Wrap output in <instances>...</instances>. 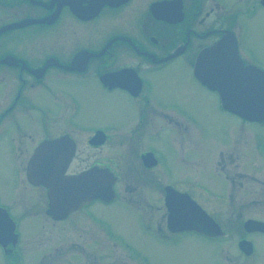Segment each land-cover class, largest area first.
<instances>
[{"label": "flooded vegetation", "instance_id": "af4514ba", "mask_svg": "<svg viewBox=\"0 0 264 264\" xmlns=\"http://www.w3.org/2000/svg\"><path fill=\"white\" fill-rule=\"evenodd\" d=\"M26 19L35 23L22 25ZM111 22L131 25L137 34L107 30ZM261 32L264 0H0V176L6 173L19 179L21 196L16 195V199L21 201L16 203L28 210L33 205L42 206L47 226L40 232L42 254L50 253L55 264L63 262L61 259H67L66 264L98 262V251H103L99 241L104 239L134 260L133 264H148L146 258L136 263L141 249L125 242L107 220L91 212L97 204L106 208L119 201L147 216L150 238L172 242L197 235L212 243H224L220 248L227 264H241L236 255L255 259L253 238L264 236V138L250 145L248 132L235 130L230 141L211 146L199 161L210 181L226 180L231 189L239 185L246 199L245 216L241 215L236 225L232 222L229 230L215 220L222 236H212L196 224L188 230L169 227L170 192L188 195L203 206L192 192V184L188 185L189 179L174 176L171 168L164 166L166 155L157 147H163L177 133L186 148L185 132L198 127L195 113L201 110L216 108L242 124L264 128V122H248L223 109L218 92L196 76L202 54L224 41L234 48L244 66L263 70L264 54L256 46ZM23 48H37V52L26 53ZM82 79L94 81L103 98H113L110 108L103 106V113H107L104 119L116 122L122 114L124 126L86 123L83 118L81 124L78 122L81 96L70 85ZM83 93L91 100L96 97L86 88ZM192 104H196V111L190 109ZM180 154L184 156L183 166L190 163V158ZM79 159L86 165L74 169ZM124 161H128L125 170ZM244 161L248 168L241 166ZM31 164L36 172L62 169L68 177L91 171L94 179L99 175L102 179L111 173L114 197H94L87 204L67 207L61 215L53 216L48 213L45 187L28 179ZM251 164L256 168L249 169ZM118 171L137 177L130 180L133 192L128 202ZM171 176L182 179L181 184L178 186ZM195 184V191L211 193L203 184ZM136 185L145 188L139 190ZM146 191L160 193L162 206L139 199ZM11 207L10 200L0 193V264H25L19 219ZM9 221L15 226L11 235ZM63 222L68 229L62 233L68 239L78 237L75 244H59L62 240L57 230L56 236L50 231V224Z\"/></svg>", "mask_w": 264, "mask_h": 264}, {"label": "rangeland", "instance_id": "374dc122", "mask_svg": "<svg viewBox=\"0 0 264 264\" xmlns=\"http://www.w3.org/2000/svg\"><path fill=\"white\" fill-rule=\"evenodd\" d=\"M119 22L109 23L107 25V30H125L129 33L137 34L136 29L131 25H123ZM257 47L264 54L263 42H264V32H261L257 36ZM24 42H20V45L23 46ZM30 43L26 42V45ZM23 50L28 52H37L36 49ZM92 78V77H90ZM93 79V78H92ZM185 86L187 90L190 86V81L185 78ZM71 89L75 91L78 95L81 96L82 110L79 114L78 122L81 124V118L85 120L86 123L92 124H108L116 123L124 126L122 114L116 119V122H109L108 119H104V116L107 113H103V106L110 108V104L113 100L111 97L103 98L97 91L94 81L90 79H82V82L73 83L70 85ZM86 88L89 92H92L96 95L94 100H91L87 94H84L83 91ZM196 104H192L190 109H195ZM196 118L198 119L197 128H189L185 132V146L181 144V139L177 133H174L172 137H169L168 142L163 144V147H157L158 151L164 153L167 158V165L165 167H170L171 173L176 176H185L188 180V185L190 186L192 192L197 195L198 202L206 208L208 213L220 224L224 229L229 230L231 223L236 225L237 220L242 216H245V203L246 199L241 192V187L236 185L231 189L226 180L221 179H208L206 171L200 168L198 165L200 159L204 156L208 148L211 146H219L222 143L230 141L231 133H234L235 130L243 133V130L248 132L247 138L251 145L252 142H255L258 139H261V136L264 138V128H258L257 126H250L247 124H242L238 119L228 115L226 113L219 112L216 108L210 112L206 110H201L200 112L195 113ZM187 148H191L189 151ZM83 150L79 149L81 153L80 157L83 158ZM183 152L187 158H190V163H186V166L181 164V160H184V156L180 154ZM204 153V154H203ZM126 157V150L124 152ZM195 155H200L196 156ZM129 158V155L127 156ZM194 158V159H193ZM134 162L137 163V160L133 158ZM126 162H123V167ZM244 167H247V162L244 161ZM85 162H82L80 159L75 161L73 168H83L85 167ZM195 165L193 168L190 166ZM237 166V165H235ZM256 168L253 164L249 169ZM125 170V167L123 168ZM247 169H243L244 172ZM120 175L121 189L126 191L125 201L128 202V199L132 188L131 179L136 180V176L133 178L128 177L127 174L123 175L118 171ZM156 178V176H154ZM178 178V177H177ZM184 178V177H183ZM174 182H178V186L181 184L182 179H174L170 177ZM199 180V181H198ZM19 179L15 175H8L2 173L0 176V193L5 200H10L12 205L11 209L13 214H15L19 219V233L21 234L20 240V249L25 259V264H55L52 263V257L50 253L45 252L42 254V238L40 232L45 225V219L43 217V209L40 205H33V209L28 210L26 207H23L20 202L21 199H16V195L19 197L21 193L19 191ZM138 182V181H137ZM196 182L203 184V188H209L211 193H203L195 191ZM240 182V181H239ZM206 183V184H205ZM130 187V188H129ZM136 187L139 190L145 188L144 185ZM237 188V189H236ZM187 190V189H186ZM145 191V190H143ZM145 196H140L139 199L146 201L145 203L151 204L153 206H162L163 199L157 194H153L150 191H146ZM152 193V194H151ZM162 193V192H161ZM233 195L231 196V194ZM162 199V200H161ZM91 212H93L99 218L107 220L110 228L114 230L117 234L120 235L125 242L130 243L131 246H137L141 249L140 258L136 260L140 262L142 259L146 258L148 264H227L225 255L221 254V246L224 243L209 242L205 238H200L197 235L192 237H182L173 240H163L160 238L152 237L148 233V227L145 223L148 222L147 216H142L139 214L137 209H134L131 206H127L124 202L115 201L113 204L106 208L100 207L99 204L95 205ZM244 217L242 218V220ZM154 220L152 218L150 221ZM66 222L57 223L56 225H49L50 231H52L56 236V230L59 233V237L62 241H58L59 244L68 243L75 244V241H78V237L72 236L69 239L65 237L62 233L64 230L68 229ZM149 228L154 231L153 226L149 223ZM222 228V229H223ZM87 231V230H86ZM91 233V229H89ZM155 232V231H154ZM91 238L95 236L90 235ZM237 237V235L235 236ZM255 247L257 254L254 260H248L242 258L240 255H236L235 259H238L239 262L254 264H264V236L255 235L254 236ZM96 240V239H95ZM72 241V242H71ZM97 242V241H96ZM101 249L103 251H98V262L89 261V264H133L132 261L127 259V256L124 255L121 250L117 248H112L108 242L104 239L99 241ZM58 246V245H57ZM64 249L66 245H61ZM54 247L53 245L51 248ZM136 247V248H137ZM53 250V248H52ZM231 251V247L228 248ZM54 252V250H53ZM55 252H58L55 251ZM103 253V255H102ZM47 255V258H44ZM84 256V254L82 255ZM63 261L59 264H66L67 259H61ZM135 262V261H134ZM71 264V263H70ZM141 264V263H138Z\"/></svg>", "mask_w": 264, "mask_h": 264}, {"label": "water", "instance_id": "95a60500", "mask_svg": "<svg viewBox=\"0 0 264 264\" xmlns=\"http://www.w3.org/2000/svg\"><path fill=\"white\" fill-rule=\"evenodd\" d=\"M33 21L26 20L22 25ZM212 63L216 66L213 67ZM196 75L204 84L220 93L226 109L250 121L264 120V70L244 67L236 58L234 48L226 42L202 54ZM35 168L34 164L28 166L29 181L49 188L50 210L53 209L58 215H61V208L76 207L93 196L103 197L108 194L113 182L109 174L102 176V179L100 175L94 179L91 171L76 177H65L62 169L36 172ZM167 205L171 229H186L196 224L212 235H220L215 222L189 197L170 192ZM8 228L11 235V223Z\"/></svg>", "mask_w": 264, "mask_h": 264}]
</instances>
